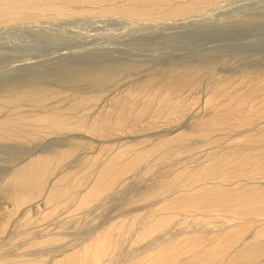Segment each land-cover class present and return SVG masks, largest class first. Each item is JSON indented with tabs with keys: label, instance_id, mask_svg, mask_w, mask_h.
<instances>
[{
	"label": "bare ground",
	"instance_id": "1",
	"mask_svg": "<svg viewBox=\"0 0 264 264\" xmlns=\"http://www.w3.org/2000/svg\"><path fill=\"white\" fill-rule=\"evenodd\" d=\"M56 1L59 2L3 0L0 3V20L32 18L40 13L43 15V12L45 17V11L49 9L54 15H61L64 10L55 4ZM69 1L79 3L84 0ZM158 1L128 0L126 5L121 6L109 3L105 9L111 13L144 17L151 14L150 10L155 9L160 2ZM87 2L98 3L99 0ZM178 2L175 6L168 5V9V6L165 7L166 10L161 15L178 16L195 11L204 0L183 1L184 4ZM254 26L255 30L264 28L261 24ZM215 30H212L213 34L218 35L217 29ZM209 38H213V35ZM90 65L95 68L96 62L95 65ZM66 72L59 74L63 76ZM198 72L199 69H185L182 72L170 70L160 79L154 78V81L142 83L140 92L126 90L127 87L123 89L121 86L122 98L108 95L107 105L104 102L98 103L89 112H75L78 106L76 103L85 102V98L75 99L74 106H48V102L47 105H44L45 101L41 103L45 93L37 94V88H33L36 94H30H34L38 102L33 101L31 104L34 106H30V102L29 105L23 102L28 106L24 107V104L19 106L17 103L22 96L7 99L8 96L5 98L6 95L3 94L5 96H0V146L9 145L8 143L28 146L36 139L51 138L65 131L97 136L99 143L104 141L101 138H110L123 132L129 134L128 131H144L140 133H145L146 136L148 130L151 129L152 133L156 131L153 125L157 119L168 117L184 107L179 102L182 89L188 83L190 75ZM252 73L256 75L252 74L254 77H251L250 74H244L239 82L225 77L216 78L209 96L204 99L203 110L206 113L196 120L192 132L196 136L216 141L207 152L209 160L206 163L190 170L174 166L168 181L160 183V189L163 190L159 194L162 196L147 206L144 215L134 213L128 216L119 212L111 219H104V222L87 231L81 238H65V231L60 230L63 219L77 217V209L96 200L123 174L133 169L136 163L154 156L157 150L165 148L162 150L163 154H169L172 139L181 134L179 126L171 125L168 132L173 133L172 136L157 139L150 144H146L147 139L141 137L135 139L133 145L126 144L125 149L113 148L109 144H101L94 150L89 147L88 152L92 155L82 169L84 173L92 169L88 175L73 176L71 172L65 171L57 172L51 177L54 158L67 154L71 148L57 147L49 152L28 148L14 159L9 158L11 160L7 161L9 164L0 177V185L5 190L8 188L1 195L12 204V211L10 209L7 216L0 214V264H263L264 73H260V70ZM141 93H150L151 97L148 99H152L156 107L152 108L148 103L137 108L138 101H147ZM152 133L150 134L155 135ZM218 135L240 136L244 141L238 146H232L227 142H218V137L215 138ZM78 136L80 135L75 134L69 138L74 142L73 138ZM154 160L155 156L152 163ZM169 185L176 188L169 191ZM20 207V214L13 221L20 229L11 237L4 236L3 232L11 219L9 215L13 214V210L17 212ZM60 212L65 213L63 219ZM53 220L57 221L55 225ZM45 243L57 244V247L44 251L41 248Z\"/></svg>",
	"mask_w": 264,
	"mask_h": 264
},
{
	"label": "rangeland",
	"instance_id": "2",
	"mask_svg": "<svg viewBox=\"0 0 264 264\" xmlns=\"http://www.w3.org/2000/svg\"><path fill=\"white\" fill-rule=\"evenodd\" d=\"M2 1L0 0V3ZM58 1L55 4L64 10L61 15H54L49 9L50 12L45 11V14L47 13L45 17L43 12V15L40 13L41 15L37 14L32 18L0 20V96L6 95L7 99L22 96L23 98L17 101L19 106L24 104V107H28L25 106L26 102L30 104L33 101L38 102L34 94L45 93V96L42 94L43 99L49 97L42 99L41 103L45 101L44 105L49 103L48 106L55 107L74 106L75 99L85 98V102L76 103L78 106L75 105V108L77 106L75 112L78 110L89 112L96 105L106 103L108 95L122 98L121 86L123 89L127 87L126 90L140 92L142 83L147 80L154 81L152 80L154 78L160 79L170 70L176 69L182 72L185 69H199L197 74L190 75L188 83L182 89L179 102L184 107L168 117H160L155 121L153 129H156L155 132L158 134L154 131L152 133L151 129L146 132V136L145 133H140L144 131L136 130L132 133L128 131L129 134L123 132L110 138H101L104 141L99 143L97 136L79 131H76L77 133L65 131L51 138L36 139L28 146L21 143H18L19 145L15 143L16 146L8 143L10 147L6 144L4 145L6 148L0 146V165L2 164L0 177L5 173L9 158L14 159L28 148H33V151L39 150L38 152H49L57 147L71 148V151L54 158L51 168L54 171L52 170L51 177L57 172L65 171L71 172L73 176H81L88 175L92 170L87 173L82 172L83 166L92 155L88 152L89 147H93L94 150L101 144H109L113 148L125 149V146L133 145L141 137H145L147 139L145 143L150 144L157 139H167L172 136L173 133L168 132L171 125L179 126L178 130L181 134L172 139V150H169V154H163L162 150L165 148L159 149L154 155L156 160L153 163L154 156L146 157L136 163L134 168L123 174L109 190L103 192L89 205L77 209V217L65 220L63 219L65 213L60 212L63 219L60 230L65 231V238L77 239L78 236L79 238L85 236L87 231L118 215L119 212L128 216L134 213L144 215L147 206L162 196L159 194L163 190L160 189V185L168 181L169 175L172 174L171 168L175 166L186 170L195 169L196 166L198 168L201 163L209 160L207 152L216 141L196 136L192 132L195 129V122L206 113L203 110L204 99L209 96L216 78L225 77L239 82L244 74L251 76L252 71L260 70V73H264V28L255 30L256 26H254L256 24L264 26V0H204L195 11L169 17L161 15L166 10L165 7L171 4L175 6L178 1L184 4L189 0H159L161 3L159 1L157 3L160 5L157 4L158 7L151 9V14L144 17L111 13L105 9L109 3L121 6L126 5L128 0H111L112 2L99 0L98 3H90L87 2L88 0H84V3ZM68 3L70 7L72 5L71 8L68 7ZM215 29L218 35H214L212 30ZM212 35L213 38H209ZM95 62V68L91 67L90 64L95 65ZM65 72L66 74L63 75H66L65 78H61L63 76L59 73ZM33 88H37L36 93ZM11 94L14 97L10 96ZM141 94L148 102L138 101L137 108L148 103L152 108L156 107L155 102L148 99L151 97L150 93ZM74 133L80 136L73 138L74 142H71L69 137L75 135ZM217 137L218 142H227L232 146H238L244 141L243 137L234 135L215 136ZM175 188L169 185L167 189L170 191ZM6 190L8 191V188ZM6 190L0 185V196L4 198L3 200L0 198V214L4 216L10 213V209L12 211V204L1 195V193L5 194ZM21 208L17 212L13 210V214L9 215L11 219L3 232L4 236L11 237L20 229L13 221L20 214ZM56 222L53 220V225ZM9 237L7 240L10 242ZM44 245L41 248L44 251L57 247V244Z\"/></svg>",
	"mask_w": 264,
	"mask_h": 264
}]
</instances>
